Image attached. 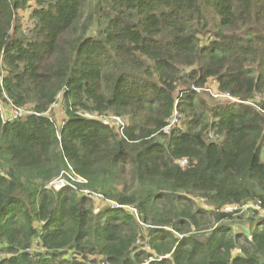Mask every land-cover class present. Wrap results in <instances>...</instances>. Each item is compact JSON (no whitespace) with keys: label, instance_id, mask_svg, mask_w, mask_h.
Returning a JSON list of instances; mask_svg holds the SVG:
<instances>
[{"label":"trees","instance_id":"obj_1","mask_svg":"<svg viewBox=\"0 0 264 264\" xmlns=\"http://www.w3.org/2000/svg\"><path fill=\"white\" fill-rule=\"evenodd\" d=\"M258 95L264 0H0V264H264Z\"/></svg>","mask_w":264,"mask_h":264},{"label":"rangeland","instance_id":"obj_2","mask_svg":"<svg viewBox=\"0 0 264 264\" xmlns=\"http://www.w3.org/2000/svg\"><path fill=\"white\" fill-rule=\"evenodd\" d=\"M28 12H29V11L26 10V11H24V13H22V14H23V22L26 23V24H28V16H29V15H28ZM207 87H208V88H207V91H208L209 93H211V92L219 93V92H218V89H217V86H216V81H214V80L211 81ZM207 96L209 97V99L214 100V101H220V100H227V99H230V98L225 99L224 97H221V96H218V97L213 96V97H214V98H213V97H211V96L208 95V94H207ZM207 96H205V97L208 98ZM255 102H257V103H259V104H263V103H264V95H258V96L256 97ZM0 105H1V109H2L3 113L5 114V116H8L9 114H8V112H7V107H5L7 104L4 103V102H0ZM4 111H5V112H4ZM15 111H16L15 108H10V110H9V112H11L12 115L15 114ZM50 114H51L52 117L55 118L57 121H60V120L63 118V116H64V111H63V109H62V107H61L60 104H55V105L52 107V110H51ZM175 121H176V120H174L173 123H175ZM173 123H172V124H173ZM124 124H125V120H124ZM172 124H171V125H172ZM169 129H170V127L168 128V130H169ZM263 157H264V154H263ZM199 203H200V204H203V206H205V203L202 202L201 200H200ZM256 206H257V204H255V203L250 204V207H251V208H256ZM263 215H264V214H262V216H263ZM233 227H234L235 230H236V229H237V230H242L243 232H247V233L250 232V228H249V225H248V224H240V223H238V224H235Z\"/></svg>","mask_w":264,"mask_h":264},{"label":"built area","instance_id":"obj_3","mask_svg":"<svg viewBox=\"0 0 264 264\" xmlns=\"http://www.w3.org/2000/svg\"><path fill=\"white\" fill-rule=\"evenodd\" d=\"M218 92H219V91H218ZM211 94H212L213 96H215V97L221 96V97H224L225 99L230 98V100H232V98L229 96V94H225V93H221V92H219V93L211 92ZM0 107H1V105H0ZM23 113H24V112H22L21 110H17V109H16V111H15V115H19V114H23ZM113 121H114V123H115L119 128H122L123 125H124V119H122V118L114 117V118H113ZM168 128H169V127H168ZM168 128L166 129L167 131H168ZM179 163H180L181 165H185V164L187 163V160H186V159L179 160ZM74 180H77V181H80V182H84V179H83V178H77V179H74ZM67 182H68V181H67V178L65 177V175H62L61 177L55 179V180L50 184V186H51V187H56V188H57V187H61V186L68 185ZM85 193L88 194L89 192H88L87 190H85ZM201 201L204 202L203 199H201ZM250 204H252V203H248V204L244 205L243 207L238 206V205H227V206L224 208V211H226V212H235V211H239L240 209H244V210H246V209L251 208V207H250ZM255 209L259 210L262 214H264V210L261 209L260 206L257 205ZM145 249L148 250V251H151V247H150L148 244L145 245ZM101 264H108V263L102 261Z\"/></svg>","mask_w":264,"mask_h":264}]
</instances>
